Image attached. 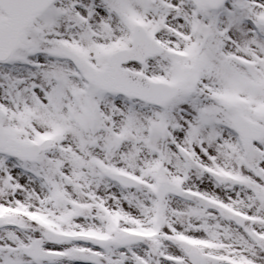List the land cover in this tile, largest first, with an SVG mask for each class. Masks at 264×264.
Instances as JSON below:
<instances>
[{
  "label": "snow or ice",
  "instance_id": "1",
  "mask_svg": "<svg viewBox=\"0 0 264 264\" xmlns=\"http://www.w3.org/2000/svg\"><path fill=\"white\" fill-rule=\"evenodd\" d=\"M0 264H264V0H0Z\"/></svg>",
  "mask_w": 264,
  "mask_h": 264
}]
</instances>
